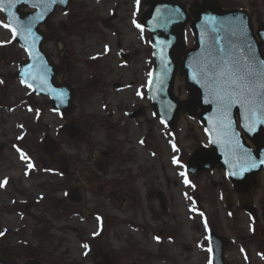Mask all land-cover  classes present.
I'll return each instance as SVG.
<instances>
[{"label":"rangeland","instance_id":"1","mask_svg":"<svg viewBox=\"0 0 264 264\" xmlns=\"http://www.w3.org/2000/svg\"><path fill=\"white\" fill-rule=\"evenodd\" d=\"M183 2L190 11L202 0ZM222 2L255 14L256 26L264 17V0ZM149 9L145 0H75L69 11L55 14L45 50L60 67L59 80L70 79L79 91L74 116L83 133L71 143L61 135L65 121L50 99L34 95L13 77L18 61L28 55L0 27V183L7 181L0 187V255L18 264L32 258L45 264H95L93 252L104 249L114 264H212L208 235L214 230L232 240L229 264H264V179H254L249 199L260 214L252 219L239 207L240 194L232 191L228 197L233 186L224 170L196 177L187 171L189 155L208 143L197 117L182 113L170 130L154 115L147 95L153 50L140 23ZM3 24L8 23L0 12ZM184 31L188 51L195 37L190 26ZM174 94L183 101L192 96L182 73ZM140 108L144 114L137 119L127 116ZM46 135L77 157L68 176L43 154ZM73 187L83 191L80 204L66 197ZM152 188L166 195L164 216L159 201L147 196Z\"/></svg>","mask_w":264,"mask_h":264},{"label":"water","instance_id":"2","mask_svg":"<svg viewBox=\"0 0 264 264\" xmlns=\"http://www.w3.org/2000/svg\"><path fill=\"white\" fill-rule=\"evenodd\" d=\"M74 0H28L27 3L16 5L12 11L22 24H27L37 16H41L33 24L32 32L36 37L35 41L31 37L27 43L20 37L15 41L23 48H27L29 59L19 65V71L14 75V78L24 81L23 84L30 85V89L37 95L49 96L54 110L60 112L62 117L69 121L61 130L62 135L71 140H76L81 136L82 131L78 127V121L75 118H70L74 111V102L78 97V92L71 86L68 79H64L63 83L58 82L59 67L55 65L50 56L44 50L45 42L51 39V35L41 27L45 26L49 30L52 26V18L59 9L64 11L69 10ZM252 1V0H250ZM152 7L150 11L144 13L141 17V22L149 29L152 46L154 51L155 67L152 70V84L148 88V95L152 100V106L155 108V115L170 128H175L179 115L182 111L187 112L191 116H195L196 110L202 108L203 111L199 114V120L206 128L211 140H217L218 137L213 129L215 124L214 114L215 106L205 101L210 99L204 87L196 83L192 79V67L194 60L200 56L205 50V44L202 41L211 43V29L215 27L217 32L225 35V30L230 25L231 21L242 19L244 21L246 38L248 43L254 49L256 55L264 59V25H261L256 34L261 39L258 41L254 33V27L251 23V15L246 10H233V12L220 11L216 0H204L202 5L193 8L192 14L196 18L190 24L195 37L196 46L185 53L183 61L177 59V52L180 50L185 52V38L182 31L183 27L189 21V15L186 11V6L181 0H146ZM35 5V6H34ZM7 8V5H5ZM24 9L31 10L30 12ZM7 17V22L11 23L7 15V11H3ZM107 27L110 26V20L104 21ZM15 27V25H12ZM234 39V38H233ZM224 42L223 40L221 41ZM34 43V47L32 46ZM167 64L165 74L164 65ZM179 71H182L186 76L188 84V92L198 94L197 97L189 99L186 102L180 100L173 94L174 79ZM163 79L164 83L161 86L157 81ZM243 110L236 106L232 109L231 120L232 128L235 133V139L231 144L224 142L210 143V146L200 147L195 150V153L190 156L188 163L189 171L196 176L198 173L207 169H214L222 166L228 173L230 179L234 182L236 188L240 191L250 193L252 189V176L261 172L264 165L260 164L264 160V125H258L253 131H248L244 127V120L241 116ZM143 113V110H138L135 113L129 114L131 118H137ZM240 119V125L244 135L249 140L258 143V150L255 152L251 146H248L246 137L239 131L236 118ZM70 119V120H69ZM42 151L45 155L51 158L54 166L59 168L61 174L67 175L71 168L70 157L62 153V146L58 144L52 136H46L43 140ZM238 144V147H235ZM59 154V156H57ZM247 154V155H245ZM252 162H255L256 167H251ZM246 167L248 170L243 171ZM234 173V174H232ZM148 196L153 199L157 196L160 200L163 214L167 211L165 195L157 193L154 189L149 191ZM69 199L79 203L83 200L78 189H73L69 193ZM242 207L255 216L258 214L252 204ZM211 249L213 251V264H228L225 259V252L231 245L228 239L219 237L216 233L211 232ZM97 256H101L104 262H96V264H114L108 257V253L99 251ZM106 254V255H105ZM0 264H15L13 257H0ZM24 264H44L39 260H27Z\"/></svg>","mask_w":264,"mask_h":264},{"label":"snow or ice","instance_id":"3","mask_svg":"<svg viewBox=\"0 0 264 264\" xmlns=\"http://www.w3.org/2000/svg\"><path fill=\"white\" fill-rule=\"evenodd\" d=\"M27 2L28 0H0V12L7 11L11 21V23L0 25V27H4L10 32L13 40L20 37L25 43L29 37L35 41L36 37L32 32L33 24L41 18V16H37L27 24H22L18 20L12 9L20 3ZM137 27L140 26L137 25ZM211 31L214 33L211 36V43L202 41L205 44V50L191 65L192 79L204 87L210 97L205 102L215 106V124L210 131H214L218 139H210L209 142L231 144L235 139L231 120V112L234 107L239 106L243 110L241 116L244 120V127L248 131H253L258 125H264V59L259 58L248 43L242 19L231 21L224 36H221L215 27ZM32 46H35L34 43ZM25 51L28 49L25 48ZM164 69L166 74L167 64L164 65ZM157 83L162 86L164 81L161 78ZM151 84L152 81L149 80V86ZM161 123L163 124L165 121L161 120ZM235 147H238V144ZM173 149L177 150L175 145H173ZM21 159H27L22 152ZM173 163L183 167L175 158ZM260 164L264 165V160H261ZM256 166L255 162H252L251 167ZM28 168H33V165L29 163ZM242 170L247 171L248 169L244 167ZM180 175L186 176L184 172H181ZM6 183V180L0 183V187ZM185 183H188L187 179H185ZM83 247L87 249L88 245L85 244ZM209 251L211 252V249Z\"/></svg>","mask_w":264,"mask_h":264},{"label":"bare ground","instance_id":"4","mask_svg":"<svg viewBox=\"0 0 264 264\" xmlns=\"http://www.w3.org/2000/svg\"><path fill=\"white\" fill-rule=\"evenodd\" d=\"M94 41V47H95V49H96V52H99L101 49H100V45L99 44H97V42L95 41V40H93Z\"/></svg>","mask_w":264,"mask_h":264},{"label":"trees","instance_id":"5","mask_svg":"<svg viewBox=\"0 0 264 264\" xmlns=\"http://www.w3.org/2000/svg\"><path fill=\"white\" fill-rule=\"evenodd\" d=\"M73 159H74L75 163H77V157L73 156Z\"/></svg>","mask_w":264,"mask_h":264},{"label":"flooded vegetation","instance_id":"6","mask_svg":"<svg viewBox=\"0 0 264 264\" xmlns=\"http://www.w3.org/2000/svg\"><path fill=\"white\" fill-rule=\"evenodd\" d=\"M263 176H264V173H263V174H261V176H260V177H261V178H263Z\"/></svg>","mask_w":264,"mask_h":264}]
</instances>
